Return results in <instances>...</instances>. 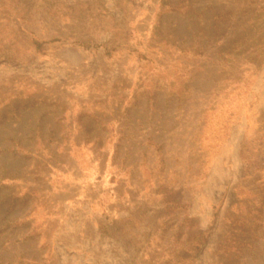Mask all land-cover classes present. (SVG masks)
<instances>
[{
	"label": "rangeland",
	"instance_id": "1",
	"mask_svg": "<svg viewBox=\"0 0 264 264\" xmlns=\"http://www.w3.org/2000/svg\"><path fill=\"white\" fill-rule=\"evenodd\" d=\"M0 264H264V0H0Z\"/></svg>",
	"mask_w": 264,
	"mask_h": 264
}]
</instances>
